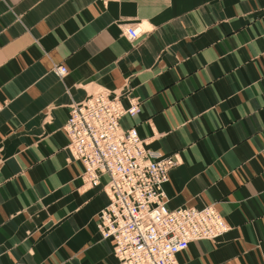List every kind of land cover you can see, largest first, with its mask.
Returning a JSON list of instances; mask_svg holds the SVG:
<instances>
[{"label":"crops","instance_id":"obj_1","mask_svg":"<svg viewBox=\"0 0 264 264\" xmlns=\"http://www.w3.org/2000/svg\"><path fill=\"white\" fill-rule=\"evenodd\" d=\"M101 89L136 98L123 128L176 161L169 207L228 226L179 264H264V0H0V264H119L64 130Z\"/></svg>","mask_w":264,"mask_h":264},{"label":"built area","instance_id":"obj_2","mask_svg":"<svg viewBox=\"0 0 264 264\" xmlns=\"http://www.w3.org/2000/svg\"><path fill=\"white\" fill-rule=\"evenodd\" d=\"M142 34L135 27L125 29L131 42ZM54 71L61 78L68 73L62 65ZM140 112L139 101L129 94L98 90L70 107L64 126L68 149L83 165L84 186L102 187L108 195L96 227L113 242L119 264H179L177 256L192 242L217 239L228 226L213 207H169L164 188L176 161L149 150L135 127L122 126L125 117Z\"/></svg>","mask_w":264,"mask_h":264},{"label":"rangeland","instance_id":"obj_3","mask_svg":"<svg viewBox=\"0 0 264 264\" xmlns=\"http://www.w3.org/2000/svg\"><path fill=\"white\" fill-rule=\"evenodd\" d=\"M19 264V263H18Z\"/></svg>","mask_w":264,"mask_h":264}]
</instances>
